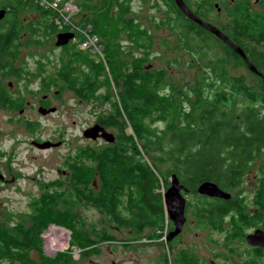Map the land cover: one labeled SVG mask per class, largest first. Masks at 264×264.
<instances>
[{
	"label": "trees",
	"instance_id": "trees-1",
	"mask_svg": "<svg viewBox=\"0 0 264 264\" xmlns=\"http://www.w3.org/2000/svg\"><path fill=\"white\" fill-rule=\"evenodd\" d=\"M62 1L79 7L75 16L77 20L73 18V22L89 24L91 31L101 37L105 57L103 62H95L83 50L71 51L69 56H76L78 62L74 64L81 70L80 77L71 79V88L83 92L84 97L90 100L96 98L100 76L109 83L108 68L121 96L120 101H114L112 113L103 114L98 120L106 127L113 120L112 125L118 132L114 134V142L105 147L89 146L86 154L90 155L92 164L87 165L82 160L74 162L66 175L75 190L72 197L76 199V195L82 200L81 204L85 197H92L96 184L91 174L95 171L101 181L100 187L106 189L101 191L102 199L96 198L98 204L102 202L101 208L105 207L103 213L106 219L117 223L119 228L138 234L145 227L162 230L167 225L162 190L170 184L171 175L175 174L190 191L193 201L202 204L197 210L199 214L191 204L192 213L200 223H216L219 227L224 218L229 217L232 225L241 229L257 226L260 222L264 224V191H258L257 196L263 197L259 199L258 196L255 200L257 207L251 211L247 210L241 194L233 195L230 192L229 198L213 200L201 194L198 200L197 192L204 181L216 183L224 191L240 186L256 158H264V85L261 76L251 72L228 44L216 35L213 36L214 40L209 38L208 34H211L205 28L186 18L178 8L179 13L166 22L179 34L174 52L186 55L191 61L188 62L189 66L198 65L201 71L193 84L180 85L171 79H160L155 76L157 73L152 74L154 78H151V84L143 83V79L148 78L142 73L148 74L144 68L146 55L133 60L130 65L135 66L134 69H129L127 64L123 70L118 68L117 60L122 57L116 44L121 39L116 35H120V30L123 29L130 41L134 40L136 44L142 42L151 45L152 40L133 17L121 18L128 11V7L122 4L124 1ZM184 2L192 11L202 15L217 11L215 0ZM218 7L221 8L224 23L217 22V26H221L231 40L240 45L264 76V14L258 12L257 8L253 9L249 0H237L231 7L220 1ZM0 9L5 10L0 19V69L8 70L9 78H24L25 64H16L22 47L40 46L47 42L46 34L67 31V27L56 24L53 20L56 13L35 0H0ZM119 23L121 26L115 30L114 36L111 35V25ZM163 43L170 48L167 42ZM229 56L246 67L249 76L230 74ZM65 66L59 75L69 81L70 65ZM134 79L136 86L143 85L142 89L148 91L149 95L137 96L139 90L136 93V86L132 83ZM11 96L7 91L0 90V102L4 106L12 109L19 107L18 100H13ZM158 122L162 126L156 124ZM126 125L130 126L133 134L127 131ZM261 172L264 175V167ZM260 186H264V181ZM116 188H127L126 200L122 205L124 211L116 210L119 206ZM33 204L35 210L27 216L26 221L16 223L5 231V240L0 243L1 252H6L9 247L22 253L30 250L50 222L69 228L73 243L80 247L93 242L83 222H65L49 202L44 215L43 210L39 212L40 201ZM72 204L78 205V202L73 201ZM91 231L95 232V229L91 227ZM10 253L14 254L10 255V261L19 259L17 252H7L6 255ZM41 257L43 261L44 257ZM255 259L259 264L258 258ZM51 260L40 262L49 264ZM69 261L70 258L64 255L59 263L69 264Z\"/></svg>",
	"mask_w": 264,
	"mask_h": 264
},
{
	"label": "rangeland",
	"instance_id": "rangeland-1",
	"mask_svg": "<svg viewBox=\"0 0 264 264\" xmlns=\"http://www.w3.org/2000/svg\"><path fill=\"white\" fill-rule=\"evenodd\" d=\"M123 1L122 4L128 7V11L123 13L121 18L133 17L141 30L146 32L152 40L151 45L142 42L136 44L134 40L130 41L121 28L120 35H116L121 39V42L116 44L117 47L119 45L118 54L122 57L121 60H117L118 68L123 70L127 64L129 69H134L135 66L130 65L133 60L146 55L144 68L148 74L144 71L142 73L148 78L143 79V83L151 84L152 74L157 73L155 76L160 79H171L179 82L180 85L193 84L201 67L189 66L188 62L191 63V61L186 55L174 52V45L179 34L166 24L168 18H173L179 13L175 1ZM74 19L77 20L76 17ZM120 26V23L112 24L109 29L110 34L114 36L115 30ZM57 33H45L48 40L40 46L22 47L16 64H25L24 78H9L8 70L0 69V90L10 93L11 98L17 99L19 104V107L12 109L0 102V173L10 180L6 183L0 179V243L4 242L7 229L28 219L27 216L35 210L33 202L37 200L40 201L39 212L43 210V215L49 202L53 210H57L65 222L76 224L83 222L93 242L88 246L80 247L73 243L69 228L50 222L45 230L48 228L50 230L53 227L51 225H54L67 232L70 231L66 234L67 240L57 238L60 241L56 250L47 249L45 234L48 230L42 231L38 236V242L33 241L34 247L26 252L16 251L9 246L6 252L0 251V264H41V262L49 261V258H52L49 264H62L59 261L64 255L70 258L69 264H174L178 251L182 256L181 264H193L195 256L202 254L207 260L213 258L222 261L225 257L232 264H245L243 256H240L243 248L246 247L244 239H232L231 253H225L220 247L217 254L214 252L210 254L206 250L203 244L205 233L199 231L197 234L190 216V206L188 220L178 240L173 242L172 248L165 241V231L160 233L157 228L145 227L138 234L135 231L119 228L117 223L106 219L107 216L103 213L105 207L101 208L102 202L100 204L96 202V198L102 199L101 191L106 189L100 187L101 181L95 171L91 174V179H94L93 183L97 186L93 192L94 196L85 197L82 204V200L76 195V199L72 197L75 190L73 191L70 182L61 174V170L70 171L69 165L72 166L79 160L87 165L92 164L86 149L101 141L92 142L83 136V131L94 125V122L98 121L103 114L112 113L114 101H120L121 96L118 86L111 80L108 68L106 71L109 83H106L105 77L100 76L96 98L90 100L84 97L83 92L73 90L70 85L71 79L80 77L81 70L74 64L78 62L76 56H69V54L71 51L81 50L76 43H72L75 32H72L73 37L66 44L67 46L55 45ZM163 42H167L170 48H167ZM84 52L95 62H103L105 58L103 53L99 55ZM237 61L234 58L230 59V74L249 76L248 69ZM65 65H70L69 72L67 71L70 76L69 81L63 80L59 75L61 69L66 67ZM84 71L83 66L82 73ZM134 81L135 79L132 82L133 86H136ZM9 82H12L11 86ZM142 87L143 85L136 86V93L139 90L137 96L149 95V92ZM44 95L47 96V101L42 100ZM27 101H29L28 105ZM41 102H47L48 105L55 107V111L41 114L38 111ZM21 109H23L22 113H20ZM112 121H109L107 128L117 135V129L116 127L114 129ZM156 124L162 126L161 122ZM126 128L130 134H133L129 125H126ZM34 139L61 141V145L53 149H39L32 143ZM108 144L109 142H105L102 146L105 147ZM256 159L247 170L241 185L228 189L233 195L241 194L249 210H253L252 208L257 205L255 200L258 196L259 199L263 197V195L257 196L258 191H264V186H260L264 181V175L261 172V168L264 167V158L260 156ZM86 173L89 175L88 172ZM116 189L119 193V206L116 210L124 211L122 205L126 200L127 188ZM76 193H84V191H76ZM73 201H77L78 205H73ZM189 201H193L191 196ZM91 227L95 229V232L91 231ZM58 231L55 230L57 234ZM205 232L209 234L208 231ZM216 234L215 242L220 246L225 236L218 232ZM206 239L208 240V237ZM65 243L68 245L63 248ZM7 252H17L19 259L10 261V255L14 254L10 253L8 256ZM41 256L44 257L43 261ZM244 258L247 261L249 256L244 255Z\"/></svg>",
	"mask_w": 264,
	"mask_h": 264
},
{
	"label": "flooded vegetation",
	"instance_id": "flooded-vegetation-1",
	"mask_svg": "<svg viewBox=\"0 0 264 264\" xmlns=\"http://www.w3.org/2000/svg\"><path fill=\"white\" fill-rule=\"evenodd\" d=\"M220 1L226 2L231 7V6L234 5V3L237 0H218V1L215 0L214 3H215V6L217 7L216 13L210 12V13H206L205 15H202L199 12H194V11L193 12L200 19H202L203 21H205V22H207L209 24L214 25L217 29H219L222 33L226 34L229 37V34L227 32H225V31H223L221 26H217L218 25L217 22H219L221 24L224 23V18L221 17V12H220V9L221 8L218 7ZM249 3L252 5V8L253 9H256L257 8V11L258 12L264 14V0H249ZM185 4H186V2H185ZM184 16L186 17L185 14H184ZM186 18H188V17H186ZM188 19H190V18H188ZM193 23H195V22H193ZM195 24H197V23H195ZM205 30H207V29H205ZM208 32L211 34V36L208 34L209 38H212L214 40V37H213L214 34L211 33L210 31H208ZM215 37H217V36H215ZM220 40H222V39H220ZM222 42H224V41L222 40ZM229 58H231V56H229ZM11 85H12V82H9V86H11ZM42 100L43 101H47V96L44 95L43 98H42ZM28 104H29V101H27V105ZM39 106H42L44 108H50V107H52V106L48 105L47 102H43V103L41 102ZM22 112H23V109L20 110V113H22ZM96 123H99V121H95L94 122V124H96ZM104 128L107 131L112 132V131L108 130V128L106 126H104ZM114 137H115V135H114ZM34 140L41 141L39 139H34ZM45 140H49V139H45ZM89 140H91L92 142L101 141L100 143H96L94 146L91 145L92 148H96V147H101L102 146V143H105V142H109V143L114 142L115 138H114L113 141H107L102 136L101 137L99 136L96 139H90L89 138ZM53 142H55V141H53ZM59 145H61V143ZM55 147H57V146L49 147L47 149H51V148L53 149ZM35 148H39V147H36L35 146ZM39 149H42V148H39ZM69 167H71V164L69 165ZM61 174H63V176L66 177V175L69 174V170H65V169L61 170ZM11 179H13V178H11ZM1 180H3L6 183L7 182H10V180L7 179V178H5L4 175H3V178ZM96 187H97L96 185L93 186V192H94V190H96ZM169 187H170V184L167 187L163 188V190H162V200H163L164 209H165V212H166V215H167V225L164 226V229L157 230V231H160V233H162L163 231H165V241H166L167 244H170V246L173 248V242H175V241L178 240L179 235L182 232V230L184 229V226H185V224H186V222L188 220V215H189L188 214V207L189 206L191 207V204H192L194 206V208H195V211L197 212V210L201 207L202 204H200L198 201L197 202H195V201H193V202L192 201H189V196H190L189 192L190 191L185 186H184L185 189H183V188L180 189V193L186 199V203H185V207H184V215H185V218L186 219H185V222H184V224L182 226V229L176 235H174V236L171 237L170 236V233L175 230V226H174L173 220L170 217V214L168 212L167 205H166V202H165V197H164V193L167 191V189ZM228 192H230V191H228ZM200 195H201V193L198 192V200L200 199ZM203 195L206 196L207 198H210V199L212 198V200L213 199H216V198H220V197L209 196V195H205V194H203ZM256 207H257V205L255 206V208ZM191 208H190V216L192 217L193 222L195 224L194 228L197 231V234L199 233V231L205 233V240H204L203 244H204L206 250H208L210 252V254L212 252H214V254H217L219 247L221 249H223V251L225 253H231L233 251L232 239H241V240L244 239L245 242H246V247L243 248V253H240V256L241 257L243 256L242 259H243L244 263L245 264H253V263L254 264H258L257 261H256V259H255V257H256V258H258L257 260H258L259 264H264V248H262L261 246H258V245H251L246 240V236L248 234H250V233H253L256 229H261V230L264 231V224H262L260 222L257 226L256 225L249 226V227L246 226L244 229H241L239 226H233L232 225L233 221L230 220L229 217H226V218H224V220L222 221V223L218 227V226H216V223H202V222L200 223L196 219V217L194 215V212L192 213ZM246 208H247V205H246ZM255 208H252V209L255 210ZM247 210L248 211H251L248 208H247ZM197 213L199 214V212H197ZM226 216H228V215H226ZM242 222L243 221H240V223H242ZM205 231H208L209 234L207 235V233ZM217 232L219 234H224V236H225V239H224V241L222 242V244L220 246H218V243L215 242V240L217 238V234H216ZM232 232L235 233V234L233 235ZM207 237H208V240L206 239ZM178 252H179V254L175 258L174 264H181L182 256H181L180 251H178ZM244 255H248L249 256V259L247 261L245 260ZM258 256H260V257H258ZM195 258L196 259H195V261H194L193 264H232L225 257H223V260L222 261L221 260H218L217 261V260H215L213 258H210L209 260H207V258H206V256L204 254H202L201 256L198 255V257L195 256Z\"/></svg>",
	"mask_w": 264,
	"mask_h": 264
},
{
	"label": "water",
	"instance_id": "water-1",
	"mask_svg": "<svg viewBox=\"0 0 264 264\" xmlns=\"http://www.w3.org/2000/svg\"><path fill=\"white\" fill-rule=\"evenodd\" d=\"M178 8L182 13L186 15V17L190 18L193 21L199 23L202 27L207 28L209 31L213 32L217 37L222 39L226 44H228L240 57L243 59L244 63L246 64L247 68L253 72L261 76L263 85H264V76L260 73L255 65L248 59L243 49L240 45L236 44L232 41L226 34H223L217 29L214 25L209 24L202 19H200L186 4L183 0H175ZM5 10L0 9V19L4 16ZM73 37V33L69 31H61L56 35V42L57 46L66 45L69 40ZM38 111L41 114H46L49 112L55 111V107L44 108L40 106ZM83 136L90 139H96L99 136L103 137L107 141L114 140V134L112 132L107 131L103 125L96 123L90 127H87L83 131ZM32 143L36 147L41 148H48L53 146H58L61 141L53 142L51 140H43L37 141L33 140ZM3 178V174L0 173V179ZM170 187L164 193L165 202L167 205L168 212L170 217L173 220L175 230L170 233V236L176 235L181 229L185 222V215H184V207L186 203L185 197L180 193V189H185L184 186L180 183L178 177L175 174H172L169 178ZM197 192L209 196H215L220 198H229L230 192L224 191L219 188L216 183L210 181L202 182L198 188ZM246 240L251 245H258L264 248V231L261 229H256L253 233H250L246 236Z\"/></svg>",
	"mask_w": 264,
	"mask_h": 264
},
{
	"label": "built area",
	"instance_id": "built-area-1",
	"mask_svg": "<svg viewBox=\"0 0 264 264\" xmlns=\"http://www.w3.org/2000/svg\"><path fill=\"white\" fill-rule=\"evenodd\" d=\"M35 1L38 2L40 5L53 10L56 13L54 15V22L56 24H58L61 27H67L66 29L67 31L75 32V38L74 40H72V43H76V45L80 50L88 51L92 54L102 55L103 47L99 39L96 40L94 38L82 37V34L87 35L88 32L90 34L92 33L90 30L91 29L90 25L78 24L73 22V18L79 12V7L76 4L62 0H35ZM51 226H53L54 230H60V232H62L61 233L62 238H59L60 240L66 239V234L68 232L70 233L69 230L67 232V230H64L62 228H58L54 225ZM47 230H44V232H46Z\"/></svg>",
	"mask_w": 264,
	"mask_h": 264
},
{
	"label": "bare ground",
	"instance_id": "bare-ground-1",
	"mask_svg": "<svg viewBox=\"0 0 264 264\" xmlns=\"http://www.w3.org/2000/svg\"><path fill=\"white\" fill-rule=\"evenodd\" d=\"M175 1V0H174ZM176 3V2H175ZM193 21V20H192ZM193 22H195V23H197L196 21H193ZM198 25H200L199 23H197ZM201 26V25H200ZM205 29H207V28H205ZM90 30H92V28L90 29ZM208 30V29H207ZM209 31V30H208ZM220 31V30H219ZM69 32H71V31H69ZM92 33L90 34L89 32L87 33V35H85V34H82V37L83 38H94V39H96V40H100V37L98 36V34H96V33H94L93 31H91ZM211 32V31H210ZM221 32V31H220ZM211 33H213V32H211ZM222 33V32H221ZM214 34V33H213ZM224 34V33H223ZM215 35V34H214ZM39 148H41V147H39ZM49 148V147H48ZM42 149H45V148H42ZM59 233L57 234L56 232H55V230H53V227H51V229L50 230H48L47 232H46V234H45V237H46V240H47V249L48 250H50V251H52V250H56L55 248H56V246L58 245V243H59V241L60 240H58L59 238H62V235H61V233L62 232H60V230L58 231ZM56 234H57V237L55 238V236H56ZM58 238V239H57ZM68 244L67 243H65L62 247L63 248H65L66 246H67ZM59 250V249H58Z\"/></svg>",
	"mask_w": 264,
	"mask_h": 264
}]
</instances>
